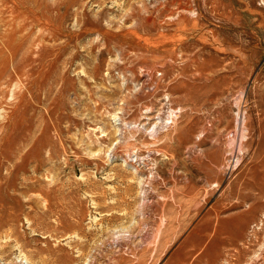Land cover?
Masks as SVG:
<instances>
[{
  "label": "rangeland",
  "instance_id": "rangeland-1",
  "mask_svg": "<svg viewBox=\"0 0 264 264\" xmlns=\"http://www.w3.org/2000/svg\"><path fill=\"white\" fill-rule=\"evenodd\" d=\"M0 264H264V0H0Z\"/></svg>",
  "mask_w": 264,
  "mask_h": 264
},
{
  "label": "bare ground",
  "instance_id": "bare-ground-1",
  "mask_svg": "<svg viewBox=\"0 0 264 264\" xmlns=\"http://www.w3.org/2000/svg\"><path fill=\"white\" fill-rule=\"evenodd\" d=\"M175 116H176V113L173 114V117H175ZM150 176H151V175H150ZM148 180H149V179H148Z\"/></svg>",
  "mask_w": 264,
  "mask_h": 264
}]
</instances>
